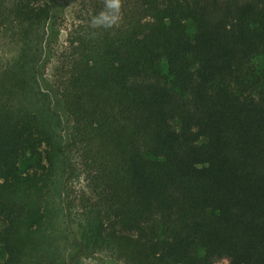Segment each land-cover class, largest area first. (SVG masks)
I'll return each instance as SVG.
<instances>
[{
  "label": "trees",
  "instance_id": "16d2710c",
  "mask_svg": "<svg viewBox=\"0 0 264 264\" xmlns=\"http://www.w3.org/2000/svg\"><path fill=\"white\" fill-rule=\"evenodd\" d=\"M85 6L51 82L63 3L0 0V264H264V0Z\"/></svg>",
  "mask_w": 264,
  "mask_h": 264
},
{
  "label": "rangeland",
  "instance_id": "374dc122",
  "mask_svg": "<svg viewBox=\"0 0 264 264\" xmlns=\"http://www.w3.org/2000/svg\"><path fill=\"white\" fill-rule=\"evenodd\" d=\"M64 5V12L65 16L61 18L60 22L58 23V29L60 31V35L58 38V42L56 45V49L54 50L53 54H55V58L48 64L46 68V77L49 81H53V77L55 74V70L57 68L59 59L65 51V46L68 38V34L73 31V29H77V26H84L90 20V14H88L89 8L86 7V0H60ZM122 16V15H121ZM121 16L118 18L120 19ZM121 20V19H120ZM188 27L190 33H193L195 28L191 22H188ZM80 29V28H79ZM17 46L12 43L10 35L0 34V64L5 62L8 58H11L16 54ZM258 68L260 70H264V58L258 62ZM167 73V66L166 63L163 61L160 66L156 70V77L160 76L163 77ZM155 79L154 76L148 75L146 78L147 81H152ZM253 95L264 103V81L260 86L255 88L252 91ZM78 163V162H77ZM70 194H71V201H74L81 194H86L87 196L90 195V191L87 189V182L85 181V175L81 174L76 179L70 180L68 182ZM5 259V254L0 246V260ZM108 255H95L90 259H83V264H113ZM114 260V259H112ZM116 261V259H115ZM119 264H124L121 261H117ZM229 259H222L216 260L215 264H227Z\"/></svg>",
  "mask_w": 264,
  "mask_h": 264
}]
</instances>
